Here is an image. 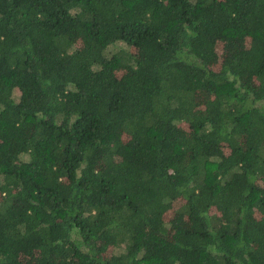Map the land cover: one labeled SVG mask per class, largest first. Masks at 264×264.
Instances as JSON below:
<instances>
[{"label":"trees","instance_id":"1","mask_svg":"<svg viewBox=\"0 0 264 264\" xmlns=\"http://www.w3.org/2000/svg\"><path fill=\"white\" fill-rule=\"evenodd\" d=\"M0 264H264V0H0Z\"/></svg>","mask_w":264,"mask_h":264},{"label":"rangeland","instance_id":"2","mask_svg":"<svg viewBox=\"0 0 264 264\" xmlns=\"http://www.w3.org/2000/svg\"><path fill=\"white\" fill-rule=\"evenodd\" d=\"M180 204H181L180 201L175 202V203L172 205L171 209L165 214V218L168 219V220H169V219L173 220V219L175 218L174 210H175Z\"/></svg>","mask_w":264,"mask_h":264}]
</instances>
